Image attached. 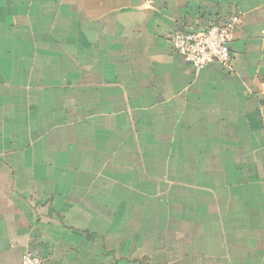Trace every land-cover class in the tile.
Here are the masks:
<instances>
[{
  "label": "crops",
  "instance_id": "0c3cea01",
  "mask_svg": "<svg viewBox=\"0 0 264 264\" xmlns=\"http://www.w3.org/2000/svg\"><path fill=\"white\" fill-rule=\"evenodd\" d=\"M242 13L232 70L173 49ZM264 264V0H0V264Z\"/></svg>",
  "mask_w": 264,
  "mask_h": 264
},
{
  "label": "built area",
  "instance_id": "2783aa9c",
  "mask_svg": "<svg viewBox=\"0 0 264 264\" xmlns=\"http://www.w3.org/2000/svg\"><path fill=\"white\" fill-rule=\"evenodd\" d=\"M242 13L233 12L223 21L209 27L192 31H176L171 37L173 49L199 73L211 63L217 62L232 70L233 60L230 45L238 27L242 24ZM22 264H44L31 254L23 257Z\"/></svg>",
  "mask_w": 264,
  "mask_h": 264
}]
</instances>
